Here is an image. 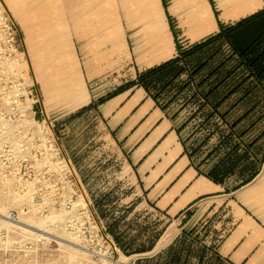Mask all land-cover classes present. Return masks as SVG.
I'll use <instances>...</instances> for the list:
<instances>
[{
  "label": "rangeland",
  "instance_id": "1",
  "mask_svg": "<svg viewBox=\"0 0 264 264\" xmlns=\"http://www.w3.org/2000/svg\"><path fill=\"white\" fill-rule=\"evenodd\" d=\"M245 1L0 0V264H165L152 251L124 253L108 232L115 225L136 250L176 225L144 201L136 147L120 129L111 132L101 112L111 99L143 90L117 95L145 66L178 57L172 28L188 49L219 32L211 28L217 18L241 19L264 3L252 0V10ZM212 52L193 56L178 81L189 82V70ZM228 53L222 46L188 89L169 90L160 100L165 110L158 107L202 172L225 155L231 123L254 105L246 100L222 120L234 102L214 113L194 96ZM263 129L264 120L245 139ZM185 217L187 228L214 226Z\"/></svg>",
  "mask_w": 264,
  "mask_h": 264
},
{
  "label": "crops",
  "instance_id": "2",
  "mask_svg": "<svg viewBox=\"0 0 264 264\" xmlns=\"http://www.w3.org/2000/svg\"><path fill=\"white\" fill-rule=\"evenodd\" d=\"M245 3L255 9L252 0ZM211 28H219L216 20ZM104 112L111 132L120 129L127 146L136 147L144 201L176 225L164 230L152 256L161 254L165 264H264V163L250 183L232 190L198 173L173 124L144 90L111 99ZM185 215L214 226L187 228Z\"/></svg>",
  "mask_w": 264,
  "mask_h": 264
},
{
  "label": "trees",
  "instance_id": "3",
  "mask_svg": "<svg viewBox=\"0 0 264 264\" xmlns=\"http://www.w3.org/2000/svg\"><path fill=\"white\" fill-rule=\"evenodd\" d=\"M215 16L217 18L216 13ZM217 23L219 27L217 34L195 43L188 49L182 48L176 30L172 28L178 57L137 73L136 79L125 88L119 89L117 95L136 86L142 88L148 97L156 103L157 107L165 110L166 106L160 104V100L165 98L168 91L173 90L176 95L183 93L190 84H193L194 78L206 69L209 60L221 53L222 46L226 45L229 50L228 56L213 68L204 79L196 83L194 96L200 93L214 113L219 112L224 104L234 102L228 108L226 107V111L221 115L222 120L228 118L231 112L246 100H254V105L246 109L240 119L231 123L232 132L224 138L226 140L222 142L224 146H220L228 151L217 165L208 171L202 172L199 167L194 166L192 160L195 154L188 150L184 141L181 140L180 142L184 148V154L200 175L218 185H226L228 180L232 179L233 187L231 189L237 190L250 183L257 176L264 163V146L260 143L264 138V129L252 139L248 137L245 139L256 128V125L264 120V8L234 23L225 24L218 18ZM210 50L213 52L205 63L197 61L196 65L189 70V82L178 81L180 76L187 72L189 61L193 56ZM224 70L226 73L222 76ZM239 70L241 73L238 72ZM209 81L214 82V84L209 89H205L204 85ZM173 100L170 99L168 103ZM256 114L259 115L255 122H251L250 117L253 118ZM245 121L249 123L246 129L237 128L240 123ZM176 133L180 136V130ZM114 226H109L108 232L117 246L126 254L152 251L156 241L161 236V234L157 235L148 247L133 250L132 245L124 246L121 237L115 233Z\"/></svg>",
  "mask_w": 264,
  "mask_h": 264
},
{
  "label": "built area",
  "instance_id": "4",
  "mask_svg": "<svg viewBox=\"0 0 264 264\" xmlns=\"http://www.w3.org/2000/svg\"><path fill=\"white\" fill-rule=\"evenodd\" d=\"M185 218V217H184Z\"/></svg>",
  "mask_w": 264,
  "mask_h": 264
}]
</instances>
